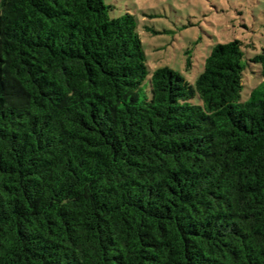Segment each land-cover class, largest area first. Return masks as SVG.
<instances>
[{
    "label": "trees",
    "instance_id": "1",
    "mask_svg": "<svg viewBox=\"0 0 264 264\" xmlns=\"http://www.w3.org/2000/svg\"><path fill=\"white\" fill-rule=\"evenodd\" d=\"M194 83L106 0H0V264H264V47ZM188 66L191 58H188Z\"/></svg>",
    "mask_w": 264,
    "mask_h": 264
},
{
    "label": "rangeland",
    "instance_id": "2",
    "mask_svg": "<svg viewBox=\"0 0 264 264\" xmlns=\"http://www.w3.org/2000/svg\"><path fill=\"white\" fill-rule=\"evenodd\" d=\"M114 15L137 16L148 65L169 67L194 83L213 47L239 39L248 58L264 47V0H106ZM191 65L188 66V58ZM264 81L255 67L244 75L242 99Z\"/></svg>",
    "mask_w": 264,
    "mask_h": 264
}]
</instances>
